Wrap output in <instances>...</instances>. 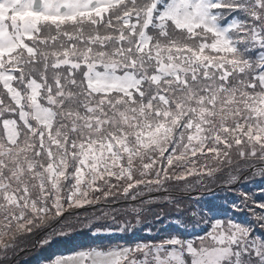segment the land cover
<instances>
[{
    "label": "snow or ice",
    "instance_id": "6c2138e0",
    "mask_svg": "<svg viewBox=\"0 0 264 264\" xmlns=\"http://www.w3.org/2000/svg\"><path fill=\"white\" fill-rule=\"evenodd\" d=\"M54 246L264 264V0H0V264Z\"/></svg>",
    "mask_w": 264,
    "mask_h": 264
},
{
    "label": "rangeland",
    "instance_id": "374dc122",
    "mask_svg": "<svg viewBox=\"0 0 264 264\" xmlns=\"http://www.w3.org/2000/svg\"><path fill=\"white\" fill-rule=\"evenodd\" d=\"M82 211V210H81ZM89 211H92V209H89ZM170 219H173L174 217H169ZM152 220V217L149 216L143 225L145 231L147 230L148 227H152V224L150 221ZM155 229L153 228V231ZM141 235H144L145 232H141ZM58 247L54 246L52 249L41 251L39 248H34L31 249L30 252L22 257L21 259V264H41V261L43 260L44 257L48 256L51 252L58 251Z\"/></svg>",
    "mask_w": 264,
    "mask_h": 264
},
{
    "label": "trees",
    "instance_id": "16d2710c",
    "mask_svg": "<svg viewBox=\"0 0 264 264\" xmlns=\"http://www.w3.org/2000/svg\"><path fill=\"white\" fill-rule=\"evenodd\" d=\"M37 249V248H36Z\"/></svg>",
    "mask_w": 264,
    "mask_h": 264
}]
</instances>
